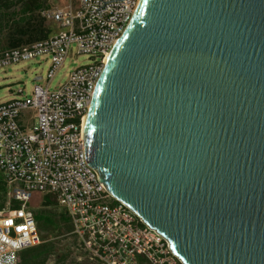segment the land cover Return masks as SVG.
<instances>
[{
  "label": "water",
  "instance_id": "95a60500",
  "mask_svg": "<svg viewBox=\"0 0 264 264\" xmlns=\"http://www.w3.org/2000/svg\"><path fill=\"white\" fill-rule=\"evenodd\" d=\"M84 139L185 264H264V0H139Z\"/></svg>",
  "mask_w": 264,
  "mask_h": 264
},
{
  "label": "built area",
  "instance_id": "2783aa9c",
  "mask_svg": "<svg viewBox=\"0 0 264 264\" xmlns=\"http://www.w3.org/2000/svg\"><path fill=\"white\" fill-rule=\"evenodd\" d=\"M139 0H74L47 13L59 25L53 36L0 51V69L31 59H50L47 86L0 103V174L20 207L0 210V264H21L22 251L42 243L34 191L51 196L64 211L91 260L100 264H185L171 261L170 241L93 176L84 128L105 61L133 17ZM73 47L91 63L73 69L50 89V81ZM43 60V59H41ZM42 79V77H41ZM9 204V203H8Z\"/></svg>",
  "mask_w": 264,
  "mask_h": 264
},
{
  "label": "rangeland",
  "instance_id": "374dc122",
  "mask_svg": "<svg viewBox=\"0 0 264 264\" xmlns=\"http://www.w3.org/2000/svg\"><path fill=\"white\" fill-rule=\"evenodd\" d=\"M76 52V48L73 47L65 63L50 81V89H56L62 85L73 69L91 63L87 55H78ZM49 66L50 59L38 58L26 60L19 64H13L0 69V103L7 102L17 97L13 95V92H17L20 89H24L25 95L29 96L36 85L46 87L49 81ZM37 77H42V79L36 80ZM44 199L45 195L42 192L34 191L29 201V207L33 211H40L44 208ZM8 200L11 201L12 197L8 196ZM8 206L9 204L6 205V208ZM51 210L56 213L55 220L57 226L54 229L46 230L44 233L45 238L57 244L60 254L67 252L68 264H73V259L79 255L88 258L87 252L84 250L83 246L77 247L74 236L67 233L65 225L59 220L58 215L64 213V211L58 205L51 208ZM49 264H51V261Z\"/></svg>",
  "mask_w": 264,
  "mask_h": 264
},
{
  "label": "crops",
  "instance_id": "0c3cea01",
  "mask_svg": "<svg viewBox=\"0 0 264 264\" xmlns=\"http://www.w3.org/2000/svg\"><path fill=\"white\" fill-rule=\"evenodd\" d=\"M43 1L45 2L39 4V9H27L25 6L16 5L15 0H0V51L30 45L47 39L59 31L58 23L48 18L47 13L64 8L74 0ZM74 238L77 247H81L75 235ZM50 261L51 264L54 263L51 259L47 264ZM96 263L89 256L87 258L79 255L73 259V264Z\"/></svg>",
  "mask_w": 264,
  "mask_h": 264
},
{
  "label": "trees",
  "instance_id": "16d2710c",
  "mask_svg": "<svg viewBox=\"0 0 264 264\" xmlns=\"http://www.w3.org/2000/svg\"><path fill=\"white\" fill-rule=\"evenodd\" d=\"M45 2L43 0H15L16 5L25 6L27 9H39V4ZM9 202L11 208L20 207L21 203L15 200H8V187L2 179L0 174V210L6 208ZM57 206L56 201L51 197L45 195L43 209L35 211L36 220L38 223V230L42 238V243L28 248L21 252V264H47L49 260L53 259V264H68V254H60L58 252L57 244L52 240L45 238L46 230L56 228V213L51 208ZM59 220L65 225L67 233H71L73 228L71 222L65 213L58 215ZM73 235V234H72ZM74 236V235H73ZM97 262V261H96ZM97 262L96 264H98ZM100 264V263H99Z\"/></svg>",
  "mask_w": 264,
  "mask_h": 264
},
{
  "label": "bare ground",
  "instance_id": "6f19581e",
  "mask_svg": "<svg viewBox=\"0 0 264 264\" xmlns=\"http://www.w3.org/2000/svg\"><path fill=\"white\" fill-rule=\"evenodd\" d=\"M131 19H132V17L126 18V23L123 27V32L125 31L126 27L130 23ZM91 173L93 174V176H99L93 167H91ZM128 207L130 208V211H133L130 206H128ZM171 261H178V255L177 254H171Z\"/></svg>",
  "mask_w": 264,
  "mask_h": 264
}]
</instances>
